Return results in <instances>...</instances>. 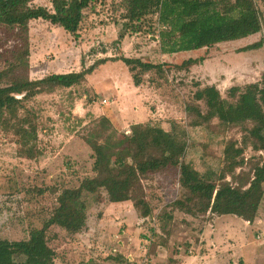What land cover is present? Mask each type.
<instances>
[{
	"label": "rangeland",
	"instance_id": "1",
	"mask_svg": "<svg viewBox=\"0 0 264 264\" xmlns=\"http://www.w3.org/2000/svg\"><path fill=\"white\" fill-rule=\"evenodd\" d=\"M257 1L264 8L263 0ZM118 2L90 5L75 33L45 19L32 20L27 75L38 79L80 71L115 56L161 64L163 72L108 60L80 84L22 99L0 112V239L27 238L52 213L63 188L77 187L94 174L95 151L87 140L92 134L102 152L107 138L126 139L133 123L170 129L176 121L186 128L185 108L198 88L214 84L228 97L232 86L244 87L264 74V45L240 51L264 37V26L256 34L169 54L161 50L158 16L135 32L126 26ZM34 3L52 6L51 0ZM14 45L15 34L0 25V50ZM211 127L216 134L207 152L213 156L222 155V137L241 139L239 127L222 133L216 119ZM196 136L204 141L202 133ZM222 167L231 185L245 189L262 180L264 191V150L249 147L243 159ZM143 186L153 210L147 218L131 201L103 200L91 207L82 232L51 227L55 264H153L171 257L180 264H264V196L252 221L236 214L194 217L170 206L180 193L177 168L153 174Z\"/></svg>",
	"mask_w": 264,
	"mask_h": 264
},
{
	"label": "trees",
	"instance_id": "2",
	"mask_svg": "<svg viewBox=\"0 0 264 264\" xmlns=\"http://www.w3.org/2000/svg\"><path fill=\"white\" fill-rule=\"evenodd\" d=\"M34 1L0 0V25L12 31L17 40V45L0 50V112L21 104L22 99L80 84L108 60H122L132 69L156 68L163 72L161 64L115 56L98 59L80 71L31 79L27 75L30 22L41 18L75 33L85 10L106 0H51V7L36 5ZM116 7L124 10L126 26L135 32L141 30L142 22L157 15L163 28L160 31L161 50L169 54L256 34L264 26V8L257 0H119ZM263 45L264 37L241 47L240 51ZM195 100L203 101L205 107ZM185 110L189 116L186 128L176 121H172L170 129L150 123H133L126 139L111 141L107 138L101 146L102 152L98 151L100 143L92 134L87 140L95 151L94 174L85 177L77 187L63 188L52 213L27 238L0 239V264H55L56 251L48 236L50 228L58 226L73 234L82 232L87 228L91 207L103 200L131 201L141 218L151 216L153 210L143 181L169 167L179 170L180 185L179 196L171 207L194 217L208 213L236 214L254 220L264 196L262 180H254L245 189L233 186L227 181L222 164L225 161L237 163L249 147L264 150V74L260 81L244 87L232 86L228 97H224L214 84L198 88ZM215 119L222 133L235 127L241 129V139L222 137L223 151L219 157L207 152L216 134L211 127ZM200 133L204 141L196 136ZM153 264L180 263L171 257L167 262Z\"/></svg>",
	"mask_w": 264,
	"mask_h": 264
},
{
	"label": "crops",
	"instance_id": "3",
	"mask_svg": "<svg viewBox=\"0 0 264 264\" xmlns=\"http://www.w3.org/2000/svg\"><path fill=\"white\" fill-rule=\"evenodd\" d=\"M227 215V214H226Z\"/></svg>",
	"mask_w": 264,
	"mask_h": 264
}]
</instances>
